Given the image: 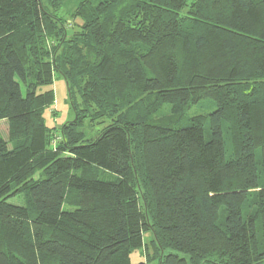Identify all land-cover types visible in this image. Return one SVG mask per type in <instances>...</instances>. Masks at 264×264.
<instances>
[{
    "label": "trees",
    "instance_id": "1",
    "mask_svg": "<svg viewBox=\"0 0 264 264\" xmlns=\"http://www.w3.org/2000/svg\"><path fill=\"white\" fill-rule=\"evenodd\" d=\"M0 120V264H264V0H0Z\"/></svg>",
    "mask_w": 264,
    "mask_h": 264
},
{
    "label": "rangeland",
    "instance_id": "2",
    "mask_svg": "<svg viewBox=\"0 0 264 264\" xmlns=\"http://www.w3.org/2000/svg\"><path fill=\"white\" fill-rule=\"evenodd\" d=\"M68 7L69 6L64 7L60 12L64 18L70 17L67 14ZM52 88L54 90V102L52 103L51 107L45 111L44 119L45 124L48 127L53 128L52 132L57 138L60 135L59 130H61L62 124L64 125V123L66 122L75 120L77 117L76 111H80L82 105L79 97L75 95L74 98H71L69 96L66 82L63 77L55 75L53 78ZM139 98L143 99V101L145 102H148L150 100V97L146 95H141ZM214 109L215 103L211 99H203L200 102L193 104L188 109L187 113L185 114V117L182 119L183 121L181 122V125L189 124L190 121L188 120V118L192 116L208 114ZM169 113L170 106L165 104L155 116H164L168 115ZM107 123V121H103L102 119L90 121L89 117L86 116L80 129L85 133L87 138H93L96 133L99 132L100 129L104 127ZM0 134L5 140L9 138V126L7 120H0ZM37 176L38 174L35 175V177ZM104 178L113 180L116 178V175L110 172H106L104 174ZM9 202L24 205V194H19L17 196L10 197ZM143 238L145 240L146 245L143 248H137L131 251V264H158V255L154 251L152 243L150 242V233H145L143 235Z\"/></svg>",
    "mask_w": 264,
    "mask_h": 264
}]
</instances>
